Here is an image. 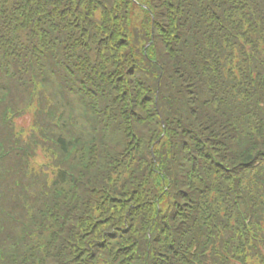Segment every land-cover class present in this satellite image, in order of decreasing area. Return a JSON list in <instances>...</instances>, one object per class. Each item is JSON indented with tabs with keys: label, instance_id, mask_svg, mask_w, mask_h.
Instances as JSON below:
<instances>
[{
	"label": "trees",
	"instance_id": "trees-1",
	"mask_svg": "<svg viewBox=\"0 0 264 264\" xmlns=\"http://www.w3.org/2000/svg\"><path fill=\"white\" fill-rule=\"evenodd\" d=\"M0 264H264V0H0Z\"/></svg>",
	"mask_w": 264,
	"mask_h": 264
},
{
	"label": "rangeland",
	"instance_id": "rangeland-1",
	"mask_svg": "<svg viewBox=\"0 0 264 264\" xmlns=\"http://www.w3.org/2000/svg\"><path fill=\"white\" fill-rule=\"evenodd\" d=\"M157 258H158V263L163 262V260L160 259V258H162V255L161 254L157 255Z\"/></svg>",
	"mask_w": 264,
	"mask_h": 264
}]
</instances>
